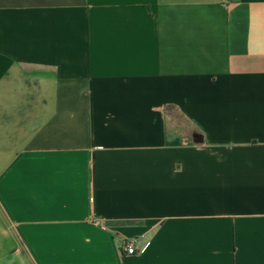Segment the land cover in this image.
Wrapping results in <instances>:
<instances>
[{
    "label": "crops",
    "instance_id": "crops-1",
    "mask_svg": "<svg viewBox=\"0 0 264 264\" xmlns=\"http://www.w3.org/2000/svg\"><path fill=\"white\" fill-rule=\"evenodd\" d=\"M0 264H264V0H0Z\"/></svg>",
    "mask_w": 264,
    "mask_h": 264
},
{
    "label": "built area",
    "instance_id": "built-area-1",
    "mask_svg": "<svg viewBox=\"0 0 264 264\" xmlns=\"http://www.w3.org/2000/svg\"><path fill=\"white\" fill-rule=\"evenodd\" d=\"M121 250H123L126 254H133L135 251L134 240H127L123 242Z\"/></svg>",
    "mask_w": 264,
    "mask_h": 264
}]
</instances>
